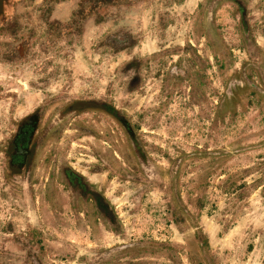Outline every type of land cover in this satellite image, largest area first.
<instances>
[{
	"label": "rangeland",
	"instance_id": "1",
	"mask_svg": "<svg viewBox=\"0 0 264 264\" xmlns=\"http://www.w3.org/2000/svg\"><path fill=\"white\" fill-rule=\"evenodd\" d=\"M136 1L137 8L121 9L114 0H0V264H264V101L253 97L259 105L246 108L248 92L239 105L226 97L247 59L244 50L228 54L237 45L238 14L228 1L214 12L207 10L210 0L176 6L173 0ZM200 1L207 81L201 103L190 104L187 94L156 100L160 78L151 80L153 63L142 72L145 92L128 93L123 63L135 54L160 53L164 42L194 43L191 26ZM243 1L260 50L254 75L263 83L264 0ZM152 11L175 23L153 34ZM119 28L137 38V50L118 55L105 46ZM23 39L28 52L19 58L14 49ZM214 55L218 62L211 68ZM72 100L122 110L141 129L159 175L146 177L122 164V129L96 105L64 123L58 139L47 137L27 173L12 172L9 144L23 119L42 107L45 125ZM81 124L92 134L75 132ZM206 149L224 155L211 163L192 156ZM60 161L102 190L117 213V231L75 206L61 181L51 182ZM203 173L211 178L201 187Z\"/></svg>",
	"mask_w": 264,
	"mask_h": 264
},
{
	"label": "flooded vegetation",
	"instance_id": "2",
	"mask_svg": "<svg viewBox=\"0 0 264 264\" xmlns=\"http://www.w3.org/2000/svg\"><path fill=\"white\" fill-rule=\"evenodd\" d=\"M183 1L184 0H173V4L175 6L180 5ZM223 1H228L238 14L236 24V31L238 34L237 41L233 43L237 45H230L228 48V54L230 57L233 56L234 49H238L239 51L244 50L247 53V59L246 61H243L244 63L241 65L242 70L239 72L238 78L231 79L226 87L227 103L232 105L241 104L243 94L248 92L246 108H249L253 105H259L260 103L259 99L256 102H253V97H258L264 101V81L262 80L263 83L257 82L254 75L258 72L260 62L258 55L260 50L257 48L256 37L254 36L253 29L250 25L251 22L248 19L246 2L243 0H210L207 10L209 12H214L218 5ZM114 3L116 7L121 9L122 6L137 8L135 5H138L136 0L133 2L130 0H114ZM166 3V1H162L161 7L163 8ZM120 14L122 16L121 11L119 16ZM121 16L119 17V21L122 19ZM151 16L152 23L150 28L153 30V34H155V28L156 33H164L169 25L175 23V21H171L169 17H166L163 12H159V14L156 15L155 11H152ZM192 24L191 32L194 43L190 38H187L183 45L171 42L166 46V42H164V46L160 53L150 54L148 57L135 54L128 61L123 63L121 67L124 81L123 84L128 93L145 92V79L142 72L145 69L149 70L153 63V66L156 69L155 73L152 74L151 80L157 81L156 79L160 78V87L156 93V100H167L172 94H187V101L190 104L193 105L195 102L199 104L201 103L200 98L202 96L199 92L202 91L203 86L207 83V81L204 80L205 75L202 73V55L200 52V41L202 38L203 27L201 1L197 6V15ZM58 27L59 25L56 26V30ZM51 28L52 26L49 27V29ZM28 45L29 40L23 39L15 47V54H17L19 58H22L28 52ZM210 45H213V43ZM105 46L113 49L116 54L121 55L128 50H137L140 43L130 31L119 28L114 35L107 37ZM209 62L210 67L213 68V64L216 65L218 62V56L214 55L210 58ZM220 67H223L222 63ZM159 73H161V75H158ZM210 90H212L211 83ZM66 104L67 105L60 108L54 115V118L45 125H43L42 107H38L33 114L23 119L9 144V168L12 172L27 173L30 169L32 160L35 158L38 151H40L43 141L47 137L53 136L58 139L63 132L60 127L64 125V123L69 119H74L83 115L90 106L96 105V108L99 107L107 114H111L122 129L123 135L126 139L124 148L127 149L123 155V159L121 158L122 164L133 166L134 170L135 168H138L142 174L146 175V177L156 178L159 175L155 164L149 157V153L145 150L142 138H140L139 133L141 132V129H139L138 125L128 121L122 113V110H116L113 107H106L104 103L90 100H72L70 103ZM159 104H156L157 108H160ZM214 105L217 106L216 101L214 102ZM85 106H88V108L85 109ZM213 112L215 126L217 121L216 107H214ZM236 115L237 113L234 112L233 117ZM75 132H82L86 135H90L93 131L81 124L77 126ZM222 155H224V153L206 149L203 151H196L192 156L199 159L208 157L210 158L209 162L211 163V159L215 161ZM183 160L184 158H180L176 161V167L171 171L173 178L176 177ZM212 170H214V168H212ZM211 173L212 172H209V174ZM210 178L211 176L207 174H201L199 186L204 187L207 185ZM55 179L61 181L65 185L69 198L75 206L87 207L91 210L92 216H95L97 220H100L113 231H117L120 224L117 213L114 210V207L110 204V201L105 198L102 190H100L95 183H90V180L87 177L75 171V169L63 161L57 162L53 173H51V182H56ZM197 202L201 208L203 201L198 199ZM178 220L179 218L175 213L173 222H177Z\"/></svg>",
	"mask_w": 264,
	"mask_h": 264
},
{
	"label": "trees",
	"instance_id": "3",
	"mask_svg": "<svg viewBox=\"0 0 264 264\" xmlns=\"http://www.w3.org/2000/svg\"><path fill=\"white\" fill-rule=\"evenodd\" d=\"M242 187H243V185H240L237 189L242 188Z\"/></svg>",
	"mask_w": 264,
	"mask_h": 264
}]
</instances>
